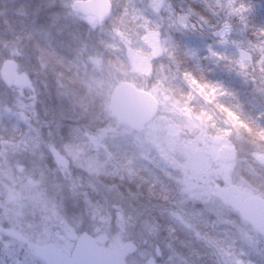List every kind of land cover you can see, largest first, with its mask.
<instances>
[{
    "label": "clouds",
    "instance_id": "9594fccd",
    "mask_svg": "<svg viewBox=\"0 0 264 264\" xmlns=\"http://www.w3.org/2000/svg\"><path fill=\"white\" fill-rule=\"evenodd\" d=\"M38 7L36 64L0 48V264H264V0Z\"/></svg>",
    "mask_w": 264,
    "mask_h": 264
},
{
    "label": "rangeland",
    "instance_id": "374dc122",
    "mask_svg": "<svg viewBox=\"0 0 264 264\" xmlns=\"http://www.w3.org/2000/svg\"><path fill=\"white\" fill-rule=\"evenodd\" d=\"M19 1V3H27L26 5H28L32 10L34 8H36V12L34 14L31 15L32 22H36L37 24H40L39 22L42 21V23H45L44 26L47 25H54L56 23L55 20H53L51 17H49L40 7H38V5L40 4H47V3H51L52 1H47V0H38L35 1L36 3H32L34 0H0V32L1 34L5 35V36H9V42L15 41L16 39V34H14L13 32V28L11 29L10 23L7 22L8 19L12 18V15L14 13L15 17H17V19H19V11H15L16 9H18L17 7V2ZM217 2V0H210L209 4H215ZM25 4H23V6H25ZM18 15V16H17ZM27 18L26 16L24 17V19ZM27 20V19H26ZM41 23V24H42ZM9 25V26H8ZM245 25L244 22L240 21L239 18H237V24L234 27V31L231 33V37L230 38H219L221 39V44L219 45L221 47V49L227 53H229V56L231 58V54H235L236 58L239 59L242 56V53L245 51L246 47H247V41L244 40L243 35H242V30L244 29ZM38 31V30H37ZM42 33V32H41ZM47 35V31L45 32ZM11 38V39H10ZM20 44L22 45V50L24 52V59L22 61V63H24L26 66L31 67L32 63L33 65L36 64V56L38 55L37 50L35 49V46L30 44L28 41H26V43H22L21 41H19ZM208 43H212L211 40L208 41ZM5 45V44H4ZM4 47V46H2ZM131 55L133 56V58L137 61V62H143L144 59V54L142 51L136 50V51H132ZM35 62V63H34ZM4 62H1L0 64V78L4 77ZM16 75V73H15ZM12 76V77H15Z\"/></svg>",
    "mask_w": 264,
    "mask_h": 264
},
{
    "label": "trees",
    "instance_id": "16d2710c",
    "mask_svg": "<svg viewBox=\"0 0 264 264\" xmlns=\"http://www.w3.org/2000/svg\"><path fill=\"white\" fill-rule=\"evenodd\" d=\"M35 1H38V0H34L32 3H36ZM47 1H52V0H47ZM16 2L18 4L17 5L18 9H16L15 11L20 12L19 19L15 17L16 13H14L12 15V18L8 19L7 22L10 23L11 29L13 28V31H14L13 33L16 34V39L19 38V41H21L22 43H26V41H28L30 44L35 46V49L38 52L39 47L46 46V43L48 40V35H46L45 33L47 29V25L44 26L45 23H42V21L39 22L40 24H37L36 22H32L31 18L33 17H31V15L36 12V8L32 10L31 9L32 7L30 8L28 5H26L27 3L26 4L21 3V2L19 3V1H16ZM188 2L191 3V0H188ZM207 2L210 3V0H207ZM23 4H25V6H23ZM193 7L199 9L201 8V5L194 4ZM25 16L27 18L24 19ZM8 38L9 36L7 37L1 34L0 32V48H2L4 44L9 42ZM53 47H55V44H53ZM1 62H3V60H0V64ZM32 66H33V63H32Z\"/></svg>",
    "mask_w": 264,
    "mask_h": 264
},
{
    "label": "water",
    "instance_id": "95a60500",
    "mask_svg": "<svg viewBox=\"0 0 264 264\" xmlns=\"http://www.w3.org/2000/svg\"><path fill=\"white\" fill-rule=\"evenodd\" d=\"M98 13L102 11V9L96 10ZM16 67L13 64H4V76L12 77L13 73L15 72Z\"/></svg>",
    "mask_w": 264,
    "mask_h": 264
},
{
    "label": "flooded vegetation",
    "instance_id": "af4514ba",
    "mask_svg": "<svg viewBox=\"0 0 264 264\" xmlns=\"http://www.w3.org/2000/svg\"><path fill=\"white\" fill-rule=\"evenodd\" d=\"M15 73H16V71L14 72V74H13L12 76H14V75H15Z\"/></svg>",
    "mask_w": 264,
    "mask_h": 264
}]
</instances>
